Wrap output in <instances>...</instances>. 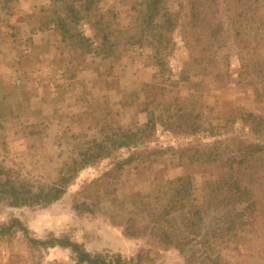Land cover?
<instances>
[{
  "label": "rangeland",
  "instance_id": "obj_1",
  "mask_svg": "<svg viewBox=\"0 0 264 264\" xmlns=\"http://www.w3.org/2000/svg\"><path fill=\"white\" fill-rule=\"evenodd\" d=\"M96 4L84 54L48 25L61 0H0V171L19 192L66 178L48 205L0 195V264H76L52 238L112 264H264V0H162L151 26L146 0Z\"/></svg>",
  "mask_w": 264,
  "mask_h": 264
},
{
  "label": "trees",
  "instance_id": "obj_2",
  "mask_svg": "<svg viewBox=\"0 0 264 264\" xmlns=\"http://www.w3.org/2000/svg\"><path fill=\"white\" fill-rule=\"evenodd\" d=\"M62 4L65 5V11L66 16L60 17L55 14L58 13L56 10L55 14H51V20L49 19L48 25L53 23L55 25V28L62 31L61 37L68 36L71 38V40H74L72 47L80 52V53H91L92 48V41L89 38H86L82 35L79 31L77 32V28L82 20V14H91L93 10L97 7V1L98 0H71L72 3L69 2V0H61ZM59 2V1H58ZM60 4V3H59ZM162 0H146V15L144 16L145 24L151 26L155 25V21L164 16L167 20V18L171 17V14L164 15L166 13V8L163 7L161 9ZM164 12V14L162 13ZM69 19V22H68ZM96 28L98 29L99 33L103 32V24L96 21L94 23ZM56 30V29H55ZM105 43V38L102 39ZM251 117L248 115V118ZM154 125V119L153 116L150 117L148 123L145 125L146 128H152ZM211 129H214L211 127ZM140 130V129H139ZM195 129H191L189 133H193ZM128 135L130 132H127ZM145 133V131H144ZM134 135V134H132ZM124 143L122 146L124 147ZM92 148L90 150H86L85 152H81L80 160L75 159L72 161L71 166L69 167V172L74 174L73 177H75L77 174L80 173L81 169H84L86 166H90L97 162V160L103 158V152L107 148L105 142H94L92 143ZM93 154L91 160H87V155ZM66 180L63 176L59 179V184L53 187H50L47 190L40 189L38 190V193H33L31 190H25L24 192H19L14 189V178L12 179L9 176V173H2L0 171V195H9L13 201V205H27V206H33V205H48L52 202L59 199L62 194L64 193L65 187L63 186V181ZM17 221H14L12 226L16 224ZM20 225V224H19ZM8 227L2 228L0 226V233H2L3 230H7ZM25 231V230H24ZM48 247L52 248L55 246L65 247L68 248L71 253L75 256V262L76 264H112L110 262H106L103 258L100 256H92L89 253H87L85 250L82 249V247L76 243H73L68 238L64 239H58V238H52ZM47 241V242H49ZM47 242H43L44 246L47 245ZM118 264H130V263H121L119 260ZM133 264V263H131Z\"/></svg>",
  "mask_w": 264,
  "mask_h": 264
}]
</instances>
